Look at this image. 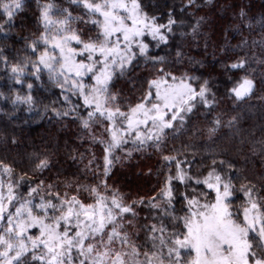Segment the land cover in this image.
Masks as SVG:
<instances>
[{
    "label": "snow or ice",
    "instance_id": "snow-or-ice-1",
    "mask_svg": "<svg viewBox=\"0 0 264 264\" xmlns=\"http://www.w3.org/2000/svg\"><path fill=\"white\" fill-rule=\"evenodd\" d=\"M70 2L82 6L89 19L74 17L71 11L58 7L54 2L39 5L43 31L38 28L37 33L26 38L24 44L31 55L13 63L0 50V66L10 81L24 89V94L17 91L12 97L14 105L24 104L32 109L39 97L33 96L38 88L30 81H41L45 71L48 81L61 88L65 103L70 102L72 93L82 98L87 116H77V119L84 129H90L98 121L104 125L103 134L107 142L103 148V170L101 173L93 172L92 178L96 183L87 186L77 179L45 183L39 176L36 181H27L26 176H21L19 179L36 186L30 187L28 197L20 200L14 191L18 180L13 179V165H23L25 161L8 162L7 157L0 158V264H25L26 254H34L41 249L39 256L33 255V260L41 264H72L74 250L79 264H107L106 258L110 264H125L122 256L126 253L113 247L117 240L121 249H130L133 257L142 254V264H264V212L259 211L264 209V173L259 179L247 175L243 170L247 159L240 161L231 157L227 150H222L213 156L228 158L205 157L210 159V163L199 173L203 178L194 179L188 173L196 159H188L187 149L195 148V144L181 146L183 158L181 149L168 147L169 139H175L178 130L185 123H190V114L194 115L200 108L205 109L206 116H212L207 128L210 141L218 138L221 127L231 129L239 121V114L225 121L227 113L215 111L219 104L207 79L189 74L190 70H182L184 65L179 62L184 56L181 51L183 45L175 46L176 56L172 59L149 54L151 47L159 48L161 44L167 47L169 37L175 39L174 28L191 27L192 35H197L200 20L195 25H184L169 10L166 23H160L163 15L155 14L157 6L141 0ZM24 3L25 0L0 2L3 9L0 16L5 18L9 27L14 26V16ZM194 3L195 0H187L185 8ZM238 15L244 23L245 9L241 8ZM73 20H80L85 25L90 22L96 29L95 33L73 28ZM261 27L264 28V21ZM3 30L4 24H0V32ZM4 38L7 39V32H4ZM151 41L155 44L152 45ZM257 43L264 45V38L259 42L252 41L253 45ZM242 44L246 45L247 41L243 40ZM240 47L237 45L231 51ZM139 60L151 68L138 84H132L133 95L127 97L115 91L114 75L117 79L123 77ZM259 66L264 68V58L259 60ZM224 70L247 73L235 79L229 78L232 87L226 94L234 101L243 103L255 94L257 84L250 78L247 60L237 57L232 63H226ZM89 74L94 83L86 85L84 79ZM260 85L264 88V74ZM40 87H43V82ZM3 96L0 92V97ZM56 114L61 115L60 112ZM11 143H16L14 137ZM129 144L131 148L126 151V157L130 158L133 151L152 148V154L159 153V162L163 165L155 173L160 177L156 195L138 197L131 203L118 190L110 189L107 183L114 161L118 159L113 150L127 148ZM166 151L177 155H164ZM261 155H264V143L261 144ZM49 156L50 153L46 152L33 153L26 162L34 173L42 174L54 166ZM93 163L89 161L90 165ZM148 174H153L152 169ZM193 183L195 188H191ZM61 184L69 191H52ZM180 185L191 190L181 193ZM100 188L109 191L110 195L102 194ZM41 190H45V196L39 195ZM85 191L95 194L94 203H84L78 195L72 194ZM33 194L39 197V203H34ZM14 198L19 206L5 214V199L13 202ZM237 199H243V203L233 210L232 202ZM173 201L181 207L177 209ZM136 204H146L150 212L162 213L153 217L158 223L140 226L154 249L151 253H140L127 231L135 229ZM34 210L39 214H34ZM181 211L185 213L183 216L176 215ZM129 216L131 220L127 219ZM164 220L177 223L165 225ZM36 227L39 228V236L28 235L29 229ZM132 234L139 236L135 231ZM101 247L104 249L102 252L98 250ZM132 264L139 262L133 261Z\"/></svg>",
    "mask_w": 264,
    "mask_h": 264
},
{
    "label": "trees",
    "instance_id": "trees-1",
    "mask_svg": "<svg viewBox=\"0 0 264 264\" xmlns=\"http://www.w3.org/2000/svg\"><path fill=\"white\" fill-rule=\"evenodd\" d=\"M46 2H54L58 7L67 8L74 17L89 19L85 16L82 6L72 4L70 0H25L23 8L14 16L13 27H9L5 23V18L0 16V24H4V30L0 32V50H3L4 55L8 56L13 63L21 57L31 55L24 48L25 39L36 34L38 28L43 31L39 21V5ZM141 2H150L157 6L158 10L155 14L163 15L160 23H166V13L169 10H172L174 18L183 21L184 25H195L197 20H200L197 35H192L191 27L174 28L175 39L169 37L167 47L161 44L156 51H150L149 54L172 59L176 56L175 46L183 45L181 51L184 56L179 62L184 65L182 70H190L189 74L209 81L219 104L215 111L227 113L224 117L225 121L230 116L239 114V121L235 126L231 129L227 126L221 127L217 133L218 138L210 141L207 128L210 126L212 116H206L205 109L200 108L194 115L190 114V123H185L178 130L175 139H169L168 147L181 149L182 145L195 144V148L187 149L188 159L191 160L194 157L196 159V163L191 165L192 170L188 173L194 179L202 178L199 173L203 172L204 166L210 163V159H205V157L228 158L213 156L214 153L222 150H227L231 157L240 161L246 158L247 163L243 165V170L247 175L259 179L264 173V155H261V144L264 143V88L260 85L264 68L259 66V60L264 58V45L259 43L253 45L252 41L259 42L264 38V28L261 27L264 21V0H195V3L187 8H185L187 0H141ZM241 8H244L247 13L244 23L238 15ZM181 9L184 10L181 11ZM2 12L3 9L0 8V13ZM71 24L73 28H81L93 34L96 31L90 22L85 25L80 20H73ZM4 32H7V39L4 38ZM180 33L186 35L181 36ZM243 40L247 41L246 45L242 44ZM237 45L241 47L231 51ZM237 57H243L248 61L250 78L254 79L257 84L255 94L243 103L234 101L226 94L227 90L232 87L229 78L235 79L237 76L247 74L235 70L231 72L224 70V65L232 63ZM150 68L151 65L141 64L138 61L123 77L117 79L114 75V90L131 97L134 92L132 84H138ZM175 74L179 75V72ZM30 82L38 88V91L32 93L33 96L39 97L31 110L27 105L12 103V97L16 92L24 94V89L10 81L3 67L0 66V92L4 94L0 97V158L7 157L8 162L25 161L23 165H13V179L18 180L19 191L23 196L27 195L29 188L36 186L35 183L27 181H36L38 176L45 183H59L68 178L77 179L85 186L94 185L96 181L92 178L93 172L101 173L103 170V148L107 142V137L103 134L104 125L98 121L92 124L90 129L85 130L81 121L77 119V116H87L82 99L72 93L70 102L65 103L61 88L48 81L46 71L41 81ZM41 82H43V87H40ZM56 112H60L61 115L58 116ZM63 113H68V115ZM196 129L200 131L197 132ZM13 137L16 143H11ZM183 151L181 149V158H183ZM45 152L50 153L49 159L54 166L50 170H44L42 174L34 173L26 162V158L33 153ZM152 153V148H145L133 151L130 158L126 157L124 152L118 151L115 154L118 159L114 161L107 183L110 189L118 190L128 203L138 197L154 196L159 190L157 181L160 177L155 173L163 165L159 162V153ZM164 155H177V153L166 151ZM89 161H94V163L90 165ZM149 169H152V175L148 174ZM141 172L143 175H140ZM21 176H26L27 181L19 179ZM195 187L193 183L191 188ZM154 188L156 191H153ZM191 188L186 189L180 185L179 191L183 193L190 191ZM52 191L64 193L69 189L61 184L59 188H54ZM99 191L104 195L110 194L103 188ZM72 194L78 195V198L85 203L93 201L95 195L86 191ZM39 195L45 196V190H41ZM173 203L177 209L181 207V204L176 201ZM232 203L233 210H235V206L242 204L243 199L234 200ZM134 211L137 213V218L134 220V231L138 232L139 236H133L136 244L144 245V247H139L140 253L154 250L146 240L145 230L140 226L158 223L153 217L162 215V213L154 210L150 212L146 204H136ZM259 211L264 212V209ZM184 214L182 211L176 213L179 216ZM163 223L168 225L177 222L164 220ZM137 257L144 259L142 254ZM25 264H41V262L33 260L31 254L25 256Z\"/></svg>",
    "mask_w": 264,
    "mask_h": 264
},
{
    "label": "rangeland",
    "instance_id": "rangeland-1",
    "mask_svg": "<svg viewBox=\"0 0 264 264\" xmlns=\"http://www.w3.org/2000/svg\"><path fill=\"white\" fill-rule=\"evenodd\" d=\"M149 41H150V38H149ZM149 41H146V42H149ZM151 44L152 45H154L155 44V42L154 41H151ZM73 46H75V44H73ZM156 47H151V52H153V51H156ZM140 62H141V64H145V62L143 61V60H139ZM117 73H118V70H117ZM84 83L87 85V84H91V83H94V81L91 79V74H89V76L88 77H86L85 79H84ZM66 87V86H65ZM81 98V97H80ZM82 99V98H81ZM83 101V100H82ZM186 119H187V117H186ZM129 148H131V144H129L128 146H127V148H123V149H114L113 151H114V154H116V152H118V151H120V152H124V153H126V151L129 149ZM203 178V177H202ZM202 178H200V179H202ZM3 179H5V181L7 180V177L6 176H4L3 177ZM14 191H15V195H16V197H18L20 200H23V199H26L27 197H28V194L27 195H22L21 194V192L19 191V187L17 186V184H16V187H15V189H14ZM4 195H5V197L7 196V191H6V186H5V189H4ZM34 195V197H33V199H34V203H39V198L35 195V194H33ZM106 196H108V195H110L109 193H106L105 194ZM85 203V202H84ZM89 204L90 203H94V200L93 201H91V202H88ZM4 204H5V214H7L8 212H12V211H14L15 210V207H18L19 206V204L18 203H15V198H14V201L13 202H9V201H7V199H5V201H4ZM34 214H39V213H36L35 212V210H34ZM50 215V214H49ZM127 219L128 220H131L132 219V217H127ZM133 223H134V221H133ZM135 224V223H134ZM128 231V233H129V235H130V237H131V241L133 242V243H135L136 244V242H135V239H134V236H133V231H134V229H128L127 230ZM132 231V232H131ZM71 234V233H70ZM28 235H31V236H39V228L38 227H36V228H33V229H29V231H28ZM105 239H107V237H105ZM93 243H95V242H93ZM138 244V245H137ZM136 245L138 246V249H139V246H140V244L139 243H137ZM149 244H150V247H151V242L149 241ZM113 247L116 249V250H118V251H122L123 253H126L125 255H123L122 256V258L125 260V264H132V262L133 261H137V262H139V264H142V262H143V260L142 259H139L138 257L136 258V257H133L131 254H130V249H128L127 247H125V248H123V249H121V246H120V243H119V241L117 240L116 242H115V244L113 245ZM99 251H103L104 249L101 247V248H99L98 249ZM153 250H146L145 252H152ZM140 252V251H139ZM42 253V249L41 250H38L37 252H35L34 254H32V255H36V256H39L40 254ZM27 255H31V254H26V256ZM72 264H79V257H78V254H77V252L74 250L73 252H72ZM106 261H107V264H110V261H108L107 260V258H106Z\"/></svg>",
    "mask_w": 264,
    "mask_h": 264
}]
</instances>
